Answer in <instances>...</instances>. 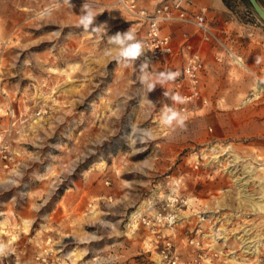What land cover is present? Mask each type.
Returning <instances> with one entry per match:
<instances>
[{
    "label": "rangeland",
    "instance_id": "1",
    "mask_svg": "<svg viewBox=\"0 0 264 264\" xmlns=\"http://www.w3.org/2000/svg\"><path fill=\"white\" fill-rule=\"evenodd\" d=\"M70 3L0 0V264H166V241L175 264H264V20L247 0H191L229 51L164 26L206 62L207 103L181 111L119 0ZM84 3L142 54L116 59L103 27L79 25Z\"/></svg>",
    "mask_w": 264,
    "mask_h": 264
},
{
    "label": "built area",
    "instance_id": "2",
    "mask_svg": "<svg viewBox=\"0 0 264 264\" xmlns=\"http://www.w3.org/2000/svg\"><path fill=\"white\" fill-rule=\"evenodd\" d=\"M119 1L125 10L145 27L142 63L146 67H152L155 63L165 64L164 78L180 97V110L186 111L190 104L196 102L205 105L207 97L203 93L201 79L206 62L202 53L198 50L191 51L192 43L187 34H184L182 44L176 49L170 32L163 29L165 25L171 23L191 25L202 42L219 45L229 51L210 25L204 10H192L191 0H158L151 7L139 5L136 0ZM178 53L183 56L182 64L171 65ZM215 58L218 61L222 60L218 54ZM170 73H178V75L169 78ZM10 159L7 146L0 145V164L8 167ZM170 246V241H166V249L163 250L161 259L163 263L166 261V264H175L176 257L168 254Z\"/></svg>",
    "mask_w": 264,
    "mask_h": 264
},
{
    "label": "clouds",
    "instance_id": "3",
    "mask_svg": "<svg viewBox=\"0 0 264 264\" xmlns=\"http://www.w3.org/2000/svg\"><path fill=\"white\" fill-rule=\"evenodd\" d=\"M79 15V25L82 26L85 31L92 30L94 32H99L101 27H103L104 35L107 36V24L104 23L97 25L95 23L98 14L95 13L87 3H84L81 6ZM107 40L110 45L114 46L117 49L116 59L118 60H135L142 54V46L140 42L136 40V36L131 31V29H128L125 32H117L114 35L107 36ZM176 75H178V73L168 74L169 78H173ZM174 99L179 100L180 97L176 96L174 97ZM173 120H178V122L181 124L183 123V119H178V114L176 112H173L170 109L166 110L163 117V122L165 124H171Z\"/></svg>",
    "mask_w": 264,
    "mask_h": 264
},
{
    "label": "water",
    "instance_id": "4",
    "mask_svg": "<svg viewBox=\"0 0 264 264\" xmlns=\"http://www.w3.org/2000/svg\"><path fill=\"white\" fill-rule=\"evenodd\" d=\"M247 2L250 4V6L253 8V10L256 12V14L264 20V7L260 5L258 0H247Z\"/></svg>",
    "mask_w": 264,
    "mask_h": 264
},
{
    "label": "crops",
    "instance_id": "5",
    "mask_svg": "<svg viewBox=\"0 0 264 264\" xmlns=\"http://www.w3.org/2000/svg\"><path fill=\"white\" fill-rule=\"evenodd\" d=\"M251 35L253 36V33H252V32L249 33V34H247L248 38H249ZM262 36H264V35H262ZM247 41L249 42V40H247ZM261 49L264 50V46H262ZM214 52H215V51H214ZM245 57H246L247 59H250V60H251V62H250V66L253 67V65H252V64H253V59H252L251 55H249V52H246ZM259 58L264 59V52H260V54H259ZM227 62H229V60H227ZM246 66H247V65H246ZM251 67H248V68L250 69ZM256 68H257V69H260L261 66H258V67H256ZM250 70H251V69H250Z\"/></svg>",
    "mask_w": 264,
    "mask_h": 264
},
{
    "label": "bare ground",
    "instance_id": "6",
    "mask_svg": "<svg viewBox=\"0 0 264 264\" xmlns=\"http://www.w3.org/2000/svg\"><path fill=\"white\" fill-rule=\"evenodd\" d=\"M15 1V0H14ZM13 2V1H12ZM237 60V59H236ZM237 62L239 63V64H241V65H243L242 63V60L239 58L238 60H237ZM262 82H264V81H262ZM255 87V86H254ZM256 88V90H259L260 88H264V83H261V84H259L258 86H256L255 87ZM217 155V154H216ZM214 157V156H213ZM258 207H261V209H262V206L261 205H259L258 204ZM137 212V211H136ZM136 212H133V214H132V217H135L136 216ZM246 240V239H245ZM244 240V241H245ZM259 242V241H258Z\"/></svg>",
    "mask_w": 264,
    "mask_h": 264
}]
</instances>
